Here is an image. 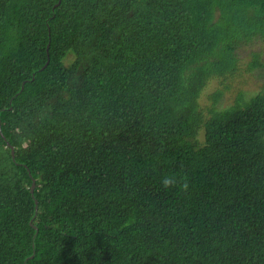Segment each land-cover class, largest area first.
Masks as SVG:
<instances>
[{
	"label": "trees",
	"instance_id": "trees-1",
	"mask_svg": "<svg viewBox=\"0 0 264 264\" xmlns=\"http://www.w3.org/2000/svg\"><path fill=\"white\" fill-rule=\"evenodd\" d=\"M262 71L264 0H0V264H264Z\"/></svg>",
	"mask_w": 264,
	"mask_h": 264
},
{
	"label": "rangeland",
	"instance_id": "rangeland-1",
	"mask_svg": "<svg viewBox=\"0 0 264 264\" xmlns=\"http://www.w3.org/2000/svg\"><path fill=\"white\" fill-rule=\"evenodd\" d=\"M247 53H243V60L244 62L247 61ZM242 81V82H241ZM219 82L213 80L210 82L208 87L203 93L202 100H206V97L209 93H211L217 86ZM235 87L233 90H230L226 93L224 98L221 101V106H227L230 103L233 102L236 94H237V88H242L248 90L249 93H257L259 90H261L262 87H264V71L261 72V75H255L252 73H245L243 76L239 77L235 82Z\"/></svg>",
	"mask_w": 264,
	"mask_h": 264
},
{
	"label": "water",
	"instance_id": "water-1",
	"mask_svg": "<svg viewBox=\"0 0 264 264\" xmlns=\"http://www.w3.org/2000/svg\"><path fill=\"white\" fill-rule=\"evenodd\" d=\"M12 153L14 154V149H12ZM35 186H36V180L33 178V183L31 185V192L33 194V196H35ZM36 200V199H35ZM38 207V201L36 200V208ZM33 256V255H32Z\"/></svg>",
	"mask_w": 264,
	"mask_h": 264
},
{
	"label": "clouds",
	"instance_id": "clouds-1",
	"mask_svg": "<svg viewBox=\"0 0 264 264\" xmlns=\"http://www.w3.org/2000/svg\"><path fill=\"white\" fill-rule=\"evenodd\" d=\"M165 183H167V181H165Z\"/></svg>",
	"mask_w": 264,
	"mask_h": 264
}]
</instances>
